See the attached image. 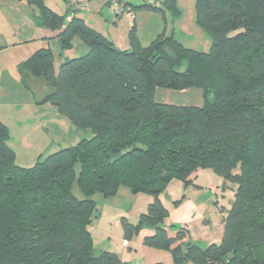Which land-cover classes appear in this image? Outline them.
<instances>
[{"label":"trees","instance_id":"16d2710c","mask_svg":"<svg viewBox=\"0 0 264 264\" xmlns=\"http://www.w3.org/2000/svg\"><path fill=\"white\" fill-rule=\"evenodd\" d=\"M25 1L39 10L40 27L60 31L63 51L76 38L89 51L56 72L53 52L40 49L18 66L22 81L44 79L51 92L41 104L93 137L24 168L0 122V264H125L116 253L96 255L89 231L95 196L109 199L123 188L153 198L136 224L122 218L125 239L154 229L145 246L169 252L174 264H264V0H196L207 52L166 32L143 47L135 28L131 48L121 50L83 19L67 21L45 0ZM160 88L200 89L204 103H159ZM198 169L234 191L219 244L192 242L176 226L171 236L165 227L170 213L161 196L173 180L190 184Z\"/></svg>","mask_w":264,"mask_h":264},{"label":"crops","instance_id":"0c3cea01","mask_svg":"<svg viewBox=\"0 0 264 264\" xmlns=\"http://www.w3.org/2000/svg\"><path fill=\"white\" fill-rule=\"evenodd\" d=\"M6 1L14 6H25L28 9L30 7H35L25 0ZM65 1L69 3V0ZM82 1L88 3V8L79 9L77 11H70L67 9L66 13L62 11V8L61 11H55L51 7L48 8L59 15H66L68 13L69 17L67 21H70L73 17L83 19L89 27L104 35L121 50H129L131 48L129 38L133 28H135L137 37L143 47L149 46L152 41L163 32H166L167 35L174 34L171 29L167 28L161 18L152 11L134 10L136 17L135 20L132 21L126 17H116L110 8L109 0L107 2L106 0ZM126 2L131 8L142 5V3H133L128 0H126ZM56 6L59 7L58 5ZM89 6L90 8L93 7V11L97 10V12L91 13L88 11ZM33 16H35L33 26L28 30L22 31V36L24 38L22 40L25 43L30 44L26 47H29L31 50L25 55V57L27 56L26 58L21 57L22 59H17L19 60V65L28 59L29 56H32L36 51L40 49H50L55 56V70L58 72L61 63L64 60L78 58L88 53V47L77 38L73 40L71 49L63 51L58 38L60 31H51L40 27L38 24L39 15H35L34 13ZM13 27L16 28V23L13 24ZM12 75L14 78L13 82L16 86V92L18 95L23 93L25 96L30 93L23 86L25 85L27 87L26 80L32 79L33 81H36V79H42L28 75L25 76L24 83L21 80L23 83L21 84V77L19 78V76H16L14 73ZM1 86L2 88L0 87V89L3 91V85ZM2 91L0 90V122L8 127L11 136L9 143L13 148L12 142L14 132L23 135V140L28 132H33V134L37 133V128H39L43 122V112H39V109L46 107L49 103L41 104L47 95L43 99H37L33 91V94L32 92L30 94L32 95L31 104L22 103L19 101L21 99L14 101V98H12L11 102H6L4 100L6 98L5 93L2 95ZM188 91L189 90L184 92L187 93ZM20 104L24 110L20 109ZM30 117L34 120L31 124L29 123L31 121ZM57 119L60 120L58 116ZM24 120L25 122H23ZM62 125L68 127L65 122H62ZM23 144L25 146L24 150L28 152L25 153V158L29 161L33 160L37 155L32 154L33 151L30 146L27 148L26 143ZM13 150L16 154V164H20L19 166L21 167L28 166L21 164L22 162L24 164L26 163V161L23 160H21V163H18L17 152L15 148H13ZM44 154L47 153H40L34 163H37L39 157ZM190 180L191 183L188 185L182 181L173 180L167 189V193L161 196V201L170 213L169 218L165 222V227L171 236L176 234L177 229H172V226H176L178 228H185L189 232L190 240L192 242L200 243L204 246L219 244L224 238V218L232 208L234 191L228 189L223 178L219 177L211 170L198 169L191 176ZM128 200H131L133 203L129 208H125V203ZM179 200H182L181 205L173 208L172 202ZM152 201L153 198L148 195L139 194L133 196V194L126 188L121 189L115 197L104 200V202H102V213L100 211V216H98L97 209V217L89 227L92 237L96 224L101 226L105 223L107 228H111L115 225L116 228L119 227L120 230L116 240L110 233H107V237L102 246L97 247L96 243H94V251L99 248V254L102 252L116 253L125 264H174L173 258L169 252L167 253L166 251L145 246V238L153 236L155 234L154 229L145 228L131 240H127L124 237V231L120 224L122 218H128L130 222L136 224L141 214L147 211V208ZM121 203L122 205L120 206ZM119 206L120 208H118ZM125 242H128L129 245L126 246Z\"/></svg>","mask_w":264,"mask_h":264},{"label":"rangeland","instance_id":"374dc122","mask_svg":"<svg viewBox=\"0 0 264 264\" xmlns=\"http://www.w3.org/2000/svg\"><path fill=\"white\" fill-rule=\"evenodd\" d=\"M2 1V2H1ZM0 1V87L3 85V91L0 89L6 98V102L12 101H21L25 104L32 103L31 92L35 93L37 99H43L48 93L51 92V89L48 83L44 79H27L28 95L19 94L16 92V86L13 82V73L19 78L21 77L18 69V58L22 59L29 53L31 49L26 47L30 45L25 43L22 39V31L28 30L33 26L35 15H39V11L35 7H30L29 9L25 6H14L11 3H8L6 0ZM13 1V0H12ZM83 2L82 0H79ZM108 0H106L107 2ZM133 3H142L155 6L159 11H155L159 18L165 23L167 28L171 29L174 32L175 38L183 43L187 48H193L196 51L207 52L211 48V39L207 33L197 24V12H196V0H128ZM105 2V3H106ZM70 4V5H69ZM45 5L51 7L55 11H61L63 9L64 13L68 10H73L71 7V0L69 3L65 0H45ZM58 5L59 7H57ZM88 6V3H87ZM88 8V7H87ZM93 7L88 11L91 13H96L93 11ZM33 10V11H32ZM114 13V11L112 10ZM100 16V15H99ZM16 23V28L13 27V24ZM14 28V29H13ZM170 31V32H171ZM32 55V54H31ZM22 57V58H21ZM27 57V56H26ZM25 57V58H26ZM30 57V56H29ZM35 79V78H34ZM22 78L20 83H22ZM32 92V94H33ZM9 94V95H8ZM155 101L159 103L175 104V105H187V106H202L204 103L202 91L200 89H192L187 93L183 91H175L166 88L157 89L155 93ZM14 103V102H13ZM44 106V105H42ZM20 109L24 110L20 104ZM22 112V111H20ZM39 112H43V122L41 126L37 128V133L28 132L25 139L23 140V135L18 133H13V148H15L18 155V163H21V160L26 161L24 164L28 166H22L24 168L32 167L33 163L36 161L40 153H55L60 149L69 148L76 146L83 139H91L93 133L88 129H81L76 127L72 122L67 118L59 114L58 110L52 105L48 104L46 107L39 109ZM32 116V114H31ZM57 116L59 119H57ZM31 122L34 120L30 117ZM25 122V120L23 121ZM28 122V121H27ZM62 122H65L68 127L63 126ZM28 123V124H29ZM26 141V142H25ZM23 143H26V147H31L32 154L37 155L33 160H27L25 158V146ZM42 149V150H41ZM41 150V151H37ZM40 152V153H39ZM36 163H34L35 165ZM20 165V164H18ZM33 165V166H34ZM169 187V186H168ZM129 190V189H128ZM130 191V190H129ZM131 192V191H130ZM132 193V192H131ZM75 194L78 197H81L78 190H75ZM133 194V193H132ZM139 194H133L137 196ZM145 195V194H144ZM97 201L98 216H100V211L102 213L103 203L105 199L101 195L95 196ZM132 201L128 200L125 204V208H129L132 205ZM137 204V201H136ZM122 203L120 204V206ZM181 203L175 204L172 202V207L176 208ZM120 206L118 208H120ZM94 221V220H93ZM104 222V221H103ZM122 225V222L120 223ZM123 228V227H122ZM119 227L112 226L107 228L105 223L101 226L95 225L93 231V241L96 243L97 247L103 245L107 233H110L116 240L117 235L119 234ZM109 231V232H108ZM140 233V232H139ZM100 249L97 248L95 254H99ZM167 252V251H166ZM168 253V252H167Z\"/></svg>","mask_w":264,"mask_h":264},{"label":"built area","instance_id":"2783aa9c","mask_svg":"<svg viewBox=\"0 0 264 264\" xmlns=\"http://www.w3.org/2000/svg\"><path fill=\"white\" fill-rule=\"evenodd\" d=\"M109 5L110 8L114 11L116 17H126L131 19L132 21L135 20V11L129 6L126 0H109ZM71 7L74 11H77L79 9H85L87 8V2L71 0ZM125 245L128 246L129 243L125 242Z\"/></svg>","mask_w":264,"mask_h":264}]
</instances>
